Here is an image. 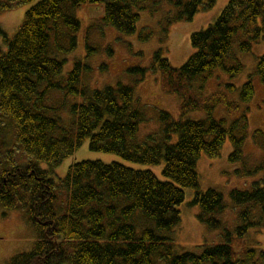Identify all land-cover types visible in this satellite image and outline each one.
<instances>
[{
    "label": "trees",
    "instance_id": "1",
    "mask_svg": "<svg viewBox=\"0 0 264 264\" xmlns=\"http://www.w3.org/2000/svg\"><path fill=\"white\" fill-rule=\"evenodd\" d=\"M31 2L13 38L0 27V117L14 125L23 150L48 168L27 162L0 173V203L8 210L25 211L37 235L33 248L9 264H236L239 255L244 258L241 264H258L254 249L235 251L232 242H239L249 228H264V186L259 182L249 190L230 192L242 209L241 224L234 235L222 229L224 243L202 245L200 253H177L170 234L180 223L184 189L195 192L190 205L200 208L198 220L211 229L222 228L215 215L224 211V197L214 189L198 191L196 166L203 153L219 156L227 139L232 145L229 161L243 159L248 120L242 113L227 125L224 118L213 117L214 108L224 104L233 113L238 104L221 91L205 99L196 93L216 69L231 78L241 74L234 45L248 53L255 43L264 42V0H229L212 23L191 34L193 52L180 67L171 66L162 49L154 53L150 68L159 72L164 93L181 97L180 115L199 109L206 115L180 120L159 111L160 131L144 138L139 130L145 116L131 86L89 89L83 84L89 67L79 59L62 78L82 29L76 12L86 4L100 5L103 26L132 35L142 12L155 16L164 10L159 23L167 33L173 23L191 21L217 0H0V11ZM89 45L85 41L86 57L95 50ZM129 71L143 78L147 69ZM255 72L264 84V55L257 58ZM225 87L231 93L236 90L232 84ZM52 94L61 100L49 105ZM253 96L249 76L239 98L247 103ZM86 141L89 150L115 154L132 164H163L164 180L149 169L99 160L75 162L64 179L55 180L53 169ZM59 195L63 214L56 210ZM259 258L264 264V252Z\"/></svg>",
    "mask_w": 264,
    "mask_h": 264
},
{
    "label": "rangeland",
    "instance_id": "2",
    "mask_svg": "<svg viewBox=\"0 0 264 264\" xmlns=\"http://www.w3.org/2000/svg\"><path fill=\"white\" fill-rule=\"evenodd\" d=\"M228 1L217 0L211 9H201L191 21L173 23L167 33L163 31V27L161 28L159 23L160 17L165 13L164 10L155 16L149 15L148 12H142L137 29L132 35H123L111 27L103 26L101 22L102 6L83 5L76 12L82 26L78 33V45L67 58L62 78L71 70L75 59H79L89 67V73L86 74V77L83 76V84L89 89H102L109 85L115 86L117 83L131 86L134 96L140 100V106L145 116L139 130V135L143 138L150 133L160 131L161 124L157 116L159 111L168 112L174 119H203L206 114L202 109L181 116V97L176 94L164 93L160 86L159 72L150 67L153 63V55L159 49H162V56L168 59L171 66L180 67L193 52L190 44L191 34L205 29L212 23ZM33 4V2L18 4L11 9L0 11V27L9 38H13L17 34L23 23L25 12ZM140 36H146L148 39L141 40ZM85 41H88L89 46L95 49L88 57H86ZM234 51L243 65L241 74L231 78L221 69H216L206 82L204 89L197 92L196 96L205 99L221 91L226 94L228 101L237 103L238 108L233 113H228L224 104L214 108L213 117L224 118L227 125H230L242 113L246 114L248 130L242 146L243 159L237 162L229 161L228 157L232 152L229 139L224 143L219 156L210 158L204 153L201 154L196 166L199 181L198 191L214 189L223 195L226 207L221 214L215 215L222 222V228L211 229L198 220L200 208L190 205L195 192L193 189H184L185 200L178 208L180 223L170 234L174 250L177 253H200L202 245L224 243L222 229L224 228L234 235L236 227L241 224L240 212L242 209L235 206L231 200L230 192L234 189L249 190L255 182L264 186V84L260 82L255 72L257 58L264 55V42L255 43L248 53L238 52L237 44H235ZM132 68H145L147 71L141 78L139 73L129 71ZM249 76L253 82L254 96L249 102L244 103L240 101L239 92L241 85L248 80ZM227 84L234 85L235 92H228L225 87ZM60 100V95L52 94L49 96L48 103L53 105ZM0 122V126L6 125V127L1 126L2 131L0 130V173L11 169L14 165H22L27 162L37 163L42 169L48 168L47 164L28 155L17 143L16 137H14V125L8 119L0 117ZM83 160H99L104 163L120 162L134 169H149L157 177L163 179L161 174L163 164L158 166L132 164L123 161L115 154L89 150L88 141L53 169L52 177L57 181L64 179L68 167ZM256 168L258 170L254 174H247ZM59 203H62L60 195L56 203V210L58 214H63L65 208L60 210L59 207L62 205H58ZM36 238V231L28 223L25 211L21 209L8 210L0 203V264H9L15 255L29 252L33 248ZM232 247L235 251L242 247L254 249L256 252L254 261L263 264L259 254L264 252V228H249L246 236L239 242H232ZM234 260L237 262L236 264H241L240 261H243L244 258L239 255ZM245 264L252 263L246 261Z\"/></svg>",
    "mask_w": 264,
    "mask_h": 264
}]
</instances>
